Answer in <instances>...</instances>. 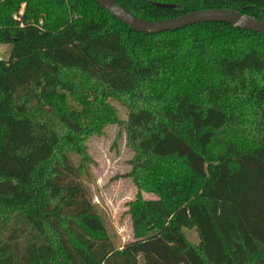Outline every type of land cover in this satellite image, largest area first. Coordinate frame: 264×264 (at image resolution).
I'll return each mask as SVG.
<instances>
[{
    "label": "trees",
    "instance_id": "trees-1",
    "mask_svg": "<svg viewBox=\"0 0 264 264\" xmlns=\"http://www.w3.org/2000/svg\"><path fill=\"white\" fill-rule=\"evenodd\" d=\"M113 1L150 22L208 9L264 21V0ZM3 45L0 264H264L263 35L225 23L148 35L92 0H0ZM107 125L133 153L122 248L81 184L83 143Z\"/></svg>",
    "mask_w": 264,
    "mask_h": 264
},
{
    "label": "rangeland",
    "instance_id": "rangeland-1",
    "mask_svg": "<svg viewBox=\"0 0 264 264\" xmlns=\"http://www.w3.org/2000/svg\"><path fill=\"white\" fill-rule=\"evenodd\" d=\"M10 52L11 46H0V59L7 61ZM66 103L70 109L79 110L69 97ZM109 104L116 110L120 121H125L126 109L114 100H109ZM83 145L90 162L82 173L81 184L115 245L122 248L133 241L128 211L137 189L132 179L125 177L131 170L129 161L133 158V153L127 146L125 133L118 125L105 126L99 135L88 137ZM72 159L77 166L79 158L73 156ZM140 196L145 200L155 199V196L148 192H141ZM183 233L190 243L198 244L195 230L183 229ZM138 264H143V261L139 259Z\"/></svg>",
    "mask_w": 264,
    "mask_h": 264
},
{
    "label": "water",
    "instance_id": "water-1",
    "mask_svg": "<svg viewBox=\"0 0 264 264\" xmlns=\"http://www.w3.org/2000/svg\"><path fill=\"white\" fill-rule=\"evenodd\" d=\"M92 1L129 30L141 34L155 35L202 23H225L239 30L251 31L264 36V21L241 14L234 9L199 10L172 19L150 22L134 16L113 0ZM154 6L162 9L175 7L174 5L159 3L154 4Z\"/></svg>",
    "mask_w": 264,
    "mask_h": 264
},
{
    "label": "built area",
    "instance_id": "built-area-1",
    "mask_svg": "<svg viewBox=\"0 0 264 264\" xmlns=\"http://www.w3.org/2000/svg\"><path fill=\"white\" fill-rule=\"evenodd\" d=\"M23 15V11L22 10H20V12H19V14H18V17H20V16H22ZM39 24H41V23H39ZM2 59H0V61H1Z\"/></svg>",
    "mask_w": 264,
    "mask_h": 264
}]
</instances>
